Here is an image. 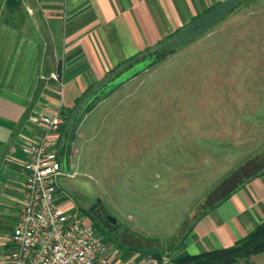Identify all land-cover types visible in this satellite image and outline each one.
Masks as SVG:
<instances>
[{"label": "rangeland", "instance_id": "374dc122", "mask_svg": "<svg viewBox=\"0 0 264 264\" xmlns=\"http://www.w3.org/2000/svg\"><path fill=\"white\" fill-rule=\"evenodd\" d=\"M263 4L248 0L190 44L180 36L148 51L158 58L149 68L66 119L62 208L85 217L99 203L123 242L164 248L217 202L225 177L227 191L237 185L235 171L264 150ZM238 264H264V253Z\"/></svg>", "mask_w": 264, "mask_h": 264}, {"label": "crops", "instance_id": "0c3cea01", "mask_svg": "<svg viewBox=\"0 0 264 264\" xmlns=\"http://www.w3.org/2000/svg\"><path fill=\"white\" fill-rule=\"evenodd\" d=\"M228 1L0 0V264H7L6 249L21 210L26 160L21 147L37 138L36 119L58 109L68 115L89 87L129 61L122 72L146 59L148 51ZM247 2L240 0L238 7ZM54 72L62 73V86L50 78ZM261 152L235 171L232 190L227 191L224 178V189L217 188L214 196L217 202L204 206L175 249L165 246V264L229 248L264 221ZM121 241L105 242L114 263L151 264L156 259L152 250L157 244Z\"/></svg>", "mask_w": 264, "mask_h": 264}, {"label": "built area", "instance_id": "2783aa9c", "mask_svg": "<svg viewBox=\"0 0 264 264\" xmlns=\"http://www.w3.org/2000/svg\"><path fill=\"white\" fill-rule=\"evenodd\" d=\"M62 73L50 78L63 84ZM66 120L58 109L51 116H39L36 139L21 148L25 155L22 168L21 210L6 249L7 264H116L106 243L93 225L72 213L73 206L62 208L65 194L59 188L63 176L56 142ZM151 259V264H165Z\"/></svg>", "mask_w": 264, "mask_h": 264}, {"label": "trees", "instance_id": "16d2710c", "mask_svg": "<svg viewBox=\"0 0 264 264\" xmlns=\"http://www.w3.org/2000/svg\"><path fill=\"white\" fill-rule=\"evenodd\" d=\"M240 0H229L224 4H219L210 10H208L205 14L197 17L191 24L184 27L180 31H178V35L175 37H180L185 40L182 46L190 44L194 42L200 36L204 35L207 32H210L215 25H217L221 20L225 19L228 14L236 11L238 9V4ZM180 47V46H179ZM133 61H129L125 66L121 67V69H126L128 66L132 64ZM113 75V74H111ZM109 75L108 79L98 85L97 87L91 86L84 93V97L76 102V105L73 109H71L67 115H65L66 119L71 116L73 113H77L81 104L84 103L83 106L87 104L101 89L106 86L108 82H110ZM109 80V81H108ZM66 121V120H65ZM65 126H62V128ZM172 243H168V251L175 249L177 244L174 246ZM172 246L171 248L169 246ZM154 252V256L157 260H161L163 256L167 255L166 247L161 248L158 246L157 249L152 250ZM264 253V221L250 234H248L243 239L236 242L233 246L225 249L218 250H210L197 255H186L175 261L176 264H238L241 260L248 259L252 256L260 255Z\"/></svg>", "mask_w": 264, "mask_h": 264}, {"label": "flooded vegetation", "instance_id": "af4514ba", "mask_svg": "<svg viewBox=\"0 0 264 264\" xmlns=\"http://www.w3.org/2000/svg\"><path fill=\"white\" fill-rule=\"evenodd\" d=\"M153 56L155 55L146 58L151 59ZM61 129L62 130H60V134L62 133L64 127ZM67 139L68 137L66 136V140ZM56 151L62 168V161H66L69 153L68 142L63 141L62 137H60L59 141L56 144ZM96 204L99 203H95L94 205H92L91 208L85 213V219L89 221L96 228V230L99 231L107 239L114 241L121 240L122 238L121 235H119L120 231L118 230L117 226L110 222L111 220L109 219L108 215H105L106 212L102 208V206L101 210L100 207H98Z\"/></svg>", "mask_w": 264, "mask_h": 264}, {"label": "water", "instance_id": "95a60500", "mask_svg": "<svg viewBox=\"0 0 264 264\" xmlns=\"http://www.w3.org/2000/svg\"><path fill=\"white\" fill-rule=\"evenodd\" d=\"M152 60H154V62H155V61L158 60V58H157L156 56H153L151 59L146 58V59L140 61L139 63L135 64L134 66H132V67L129 68L128 70H126V71L120 73V75H119L118 77L114 78L113 81L116 80V79H119L120 77H122V76H124V75L130 74V73H131V74H132V73L134 74V73L137 71V67H139V66H140V67H143V66H144V68H143V71H144L145 69L149 68V66H150V65H147V62H148V61L151 62ZM133 77H135V74L132 75L131 78H133ZM113 81H110L109 83H111V82H113ZM109 83H108L106 86H104L103 89H101L100 91H98V93H97V94H96V95H95L90 101H88L87 104H86L85 106H88V105H91V104H94V103H99V102L103 101L104 97H103L102 95H103V92H104L105 90L108 89V87H109ZM85 106H84V108H85ZM84 108H82V109L80 110V111H81L80 113L82 114V117H83V118H84L85 115H86V112H85V113L83 112V111H84Z\"/></svg>", "mask_w": 264, "mask_h": 264}]
</instances>
